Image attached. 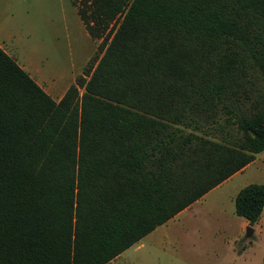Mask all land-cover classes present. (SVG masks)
<instances>
[{
	"label": "trees",
	"instance_id": "16d2710c",
	"mask_svg": "<svg viewBox=\"0 0 264 264\" xmlns=\"http://www.w3.org/2000/svg\"><path fill=\"white\" fill-rule=\"evenodd\" d=\"M77 13L116 24L57 100L0 47V264H104L264 149V0ZM233 206L253 224L264 181Z\"/></svg>",
	"mask_w": 264,
	"mask_h": 264
},
{
	"label": "rangeland",
	"instance_id": "374dc122",
	"mask_svg": "<svg viewBox=\"0 0 264 264\" xmlns=\"http://www.w3.org/2000/svg\"><path fill=\"white\" fill-rule=\"evenodd\" d=\"M83 1L0 0V45L54 99L85 76L116 24L112 20L100 36L89 35L77 13ZM261 181L264 149L104 264H264V206L257 223L245 226L233 206L240 187Z\"/></svg>",
	"mask_w": 264,
	"mask_h": 264
},
{
	"label": "crops",
	"instance_id": "0c3cea01",
	"mask_svg": "<svg viewBox=\"0 0 264 264\" xmlns=\"http://www.w3.org/2000/svg\"><path fill=\"white\" fill-rule=\"evenodd\" d=\"M0 47L4 50V48H3L1 45H0ZM4 51H5L6 53H8L6 50H4ZM9 55H10V54H9ZM19 65H20V64H19ZM20 66L23 67L22 65H20ZM23 68H24V67H23ZM24 69H25V68H24ZM25 70H26V69H25ZM26 71H27V70H26ZM27 72H28V71H27ZM28 74H29V72H28ZM29 75H30V74H29ZM30 76H31V75H30ZM31 77H32V76H31ZM32 78H33V77H32ZM34 80H35V79H34ZM35 81H36V80H35ZM36 82H37V81H36ZM37 83H38V82H37ZM38 84H39V83H38ZM39 85H40V84H39ZM40 86H41V85H40ZM41 87H42V86H41ZM42 88H43V87H42ZM55 100H57V99H55ZM247 164H248V163H247ZM247 164H246L244 167H246ZM244 167H243V168H244ZM243 168H242V169H243ZM242 169H240V170H242ZM240 170H238V171H240ZM238 171H236V172H238ZM234 173H235V172H234ZM234 173H233V174H234ZM231 175H232V174H231ZM231 175H230V176H231ZM228 177H229V176H228ZM225 179H226V178H225ZM225 179H224V180H225ZM222 181H223V180H222ZM222 181H221V182H222ZM218 184H219V183H218ZM246 184H247V183H246ZM215 186H216V185H215ZM212 188H213V187H212ZM209 190H210V189H209ZM236 192H237V191H236ZM236 192H235V193H236ZM204 194H205V193H204ZM204 194H203V195H204ZM260 215H261V214H260ZM260 215H259V217H260ZM259 217H258L257 221L259 220ZM257 221H256V223H257ZM241 223H242L243 226H245V225L247 224V220L243 218V220H242ZM254 225H255V224H254Z\"/></svg>",
	"mask_w": 264,
	"mask_h": 264
},
{
	"label": "water",
	"instance_id": "95a60500",
	"mask_svg": "<svg viewBox=\"0 0 264 264\" xmlns=\"http://www.w3.org/2000/svg\"><path fill=\"white\" fill-rule=\"evenodd\" d=\"M250 229H251V227L250 226H247L246 234H248L250 232Z\"/></svg>",
	"mask_w": 264,
	"mask_h": 264
}]
</instances>
